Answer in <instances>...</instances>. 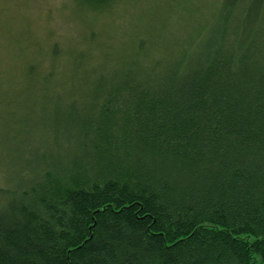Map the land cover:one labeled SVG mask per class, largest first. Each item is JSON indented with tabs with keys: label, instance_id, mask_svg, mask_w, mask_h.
<instances>
[{
	"label": "trees",
	"instance_id": "16d2710c",
	"mask_svg": "<svg viewBox=\"0 0 264 264\" xmlns=\"http://www.w3.org/2000/svg\"><path fill=\"white\" fill-rule=\"evenodd\" d=\"M175 1L85 111L48 110L55 74L26 70L48 113L0 147V264H264V0Z\"/></svg>",
	"mask_w": 264,
	"mask_h": 264
},
{
	"label": "rangeland",
	"instance_id": "374dc122",
	"mask_svg": "<svg viewBox=\"0 0 264 264\" xmlns=\"http://www.w3.org/2000/svg\"><path fill=\"white\" fill-rule=\"evenodd\" d=\"M127 1L115 0L111 7L93 10L87 0H0L1 148H14L10 138L21 132L25 120L48 113L42 112L43 103L19 93L30 83L23 79L27 69L35 67L38 76L49 71L55 74L50 89L64 101L63 105L52 103L48 110L54 105L56 111L71 108L68 111L79 113L90 106L89 99H85L90 90L86 85L89 76L94 81L111 73L129 61L126 55L135 43L149 40L153 32L156 37L165 35L162 25H167L169 31L182 18L175 0H131L129 5ZM218 1L208 0L204 8L216 9ZM204 8L195 7L201 13ZM38 78L32 85L37 89L41 84ZM22 130L27 135L25 141L34 143L33 139H39L31 126ZM34 146L26 148L22 156L30 159ZM37 150L36 161L47 156L46 150ZM10 174L7 162L0 158V185L10 186Z\"/></svg>",
	"mask_w": 264,
	"mask_h": 264
}]
</instances>
